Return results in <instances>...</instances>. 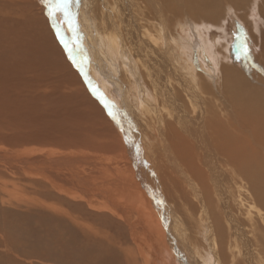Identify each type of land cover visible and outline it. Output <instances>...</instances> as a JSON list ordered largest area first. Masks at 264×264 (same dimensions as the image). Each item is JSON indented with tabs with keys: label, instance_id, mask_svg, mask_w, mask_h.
<instances>
[{
	"label": "bare ground",
	"instance_id": "6f19581e",
	"mask_svg": "<svg viewBox=\"0 0 264 264\" xmlns=\"http://www.w3.org/2000/svg\"><path fill=\"white\" fill-rule=\"evenodd\" d=\"M259 1L264 16V0ZM29 2L30 21L52 46H47L48 55H58L65 63V73L83 90L92 114L115 137L142 215L160 246L151 264H264V42L255 43L247 13H242L251 0H73L75 31L62 14L56 15L69 51L61 49L63 43L60 48L43 8L35 0ZM31 7L41 10L38 18L29 12ZM227 17L235 22L229 30L235 42L229 40L215 71L199 40L203 43L206 36L203 30H223ZM214 37L210 43L207 39L209 46ZM245 39L259 74H248L230 51L232 45L238 51ZM223 60L230 64L220 65ZM52 190L48 196L84 213L81 201ZM44 204L52 219L72 222L77 233L80 226L68 210ZM53 224L52 247L64 251L63 264L95 259V264L115 263L109 255L98 258L102 252L91 251V243H75V231L67 230L66 240L59 242L61 227Z\"/></svg>",
	"mask_w": 264,
	"mask_h": 264
},
{
	"label": "rangeland",
	"instance_id": "374dc122",
	"mask_svg": "<svg viewBox=\"0 0 264 264\" xmlns=\"http://www.w3.org/2000/svg\"><path fill=\"white\" fill-rule=\"evenodd\" d=\"M29 1L0 0V264H63V250L60 247H56V250L55 246L52 247L54 236L50 233V226H54L53 223L61 227L58 230L61 234L60 239L58 237L59 242L66 240L67 230L75 231V234H72L75 243L80 244L83 240L85 245L91 243V251L102 252H97L100 255L95 253L98 258L114 257V264H151L158 259L160 246L156 232L149 227L147 219L142 215L141 203L128 181V171L125 168L127 164L121 158L115 137L109 128L99 123L95 113L92 114L94 110L84 97L83 90L65 73V63L58 55H48L52 46L44 41L47 40L45 32H41L38 26L30 21L27 14ZM35 1L43 8V15L48 20V26L57 43H63L65 47L60 45V48L69 51L59 23L61 18L56 16L55 28L41 0ZM260 4L259 0H251L242 12L247 13V27L252 30L257 45L264 42V16L259 11ZM29 12L35 14L36 18V13L41 15V10L37 7H31ZM232 22L235 23L230 17L226 18L222 24L224 31L210 28L206 33L205 30L199 29L206 35L203 43L199 40V44L208 49V53L203 52V56L211 66L215 64V71L219 70L216 66L218 60L227 54L224 48L231 41L235 42L229 34ZM57 28L63 42L61 37L55 36ZM212 36H215V39L213 45L209 46ZM47 46L50 48L47 49ZM231 49L235 61L239 64L241 60L248 74L260 73L259 66L254 64L251 55L245 58L239 48L236 51L232 45ZM63 52L67 56L65 51ZM254 56L258 58L256 52ZM257 60L261 61L259 58ZM223 63L230 64V61L223 60L220 65ZM242 63L240 62V66ZM248 64L253 68H248ZM260 76L264 78V75ZM98 125L107 129L99 126V130ZM111 144L118 150L115 147L113 149ZM42 164H45V167ZM52 189L63 191L66 194L63 193L64 198L73 197L75 201H81L84 213L79 214L75 208L68 209L63 200L53 195L48 196ZM43 203L68 210L67 212L76 218L80 226L78 229L82 232L77 229V234L74 224L70 221L52 219V213L46 210ZM95 214H98L97 217ZM99 214L107 219H103ZM78 215L80 216L77 217ZM98 216L103 222L99 221ZM110 218L115 220V225ZM118 223L120 226H117ZM123 227L126 229H122ZM120 233L126 236L122 237ZM55 255H58L60 260L52 262L50 257ZM95 261H89V264H95Z\"/></svg>",
	"mask_w": 264,
	"mask_h": 264
},
{
	"label": "snow or ice",
	"instance_id": "6c2138e0",
	"mask_svg": "<svg viewBox=\"0 0 264 264\" xmlns=\"http://www.w3.org/2000/svg\"><path fill=\"white\" fill-rule=\"evenodd\" d=\"M41 3L44 5L47 16L49 20L53 21V26H56V15L57 13L62 14L63 19L65 22L69 24V27L72 28L73 31L76 29L74 28V16L72 13L71 5L73 0H41ZM57 36H60L59 29L57 28ZM63 42V38L61 37ZM239 51L243 53L245 58L250 55V50L247 47L246 39L245 42L240 45Z\"/></svg>",
	"mask_w": 264,
	"mask_h": 264
}]
</instances>
